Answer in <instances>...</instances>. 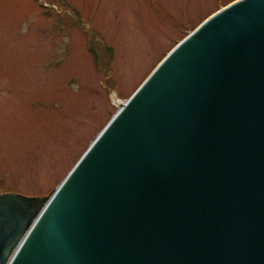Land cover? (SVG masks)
Here are the masks:
<instances>
[{
  "label": "water",
  "instance_id": "95a60500",
  "mask_svg": "<svg viewBox=\"0 0 264 264\" xmlns=\"http://www.w3.org/2000/svg\"><path fill=\"white\" fill-rule=\"evenodd\" d=\"M0 264H264V0L183 39L50 197L0 195Z\"/></svg>",
  "mask_w": 264,
  "mask_h": 264
},
{
  "label": "rangeland",
  "instance_id": "374dc122",
  "mask_svg": "<svg viewBox=\"0 0 264 264\" xmlns=\"http://www.w3.org/2000/svg\"><path fill=\"white\" fill-rule=\"evenodd\" d=\"M237 0H0V195L47 198L160 62Z\"/></svg>",
  "mask_w": 264,
  "mask_h": 264
}]
</instances>
